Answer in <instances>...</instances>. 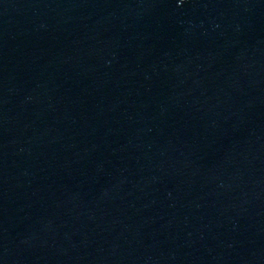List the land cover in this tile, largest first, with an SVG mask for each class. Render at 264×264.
<instances>
[{
  "label": "water",
  "instance_id": "1",
  "mask_svg": "<svg viewBox=\"0 0 264 264\" xmlns=\"http://www.w3.org/2000/svg\"><path fill=\"white\" fill-rule=\"evenodd\" d=\"M0 264H264V0H0Z\"/></svg>",
  "mask_w": 264,
  "mask_h": 264
}]
</instances>
